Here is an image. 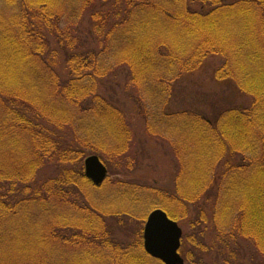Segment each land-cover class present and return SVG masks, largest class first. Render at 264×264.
<instances>
[{"label":"trees","instance_id":"1","mask_svg":"<svg viewBox=\"0 0 264 264\" xmlns=\"http://www.w3.org/2000/svg\"><path fill=\"white\" fill-rule=\"evenodd\" d=\"M211 57L249 104L169 113ZM131 115L181 133L171 187L84 176L91 155L132 168ZM145 207L188 221L184 264H264V0H0V264H162Z\"/></svg>","mask_w":264,"mask_h":264},{"label":"rangeland","instance_id":"2","mask_svg":"<svg viewBox=\"0 0 264 264\" xmlns=\"http://www.w3.org/2000/svg\"><path fill=\"white\" fill-rule=\"evenodd\" d=\"M220 62L221 60L218 57H211L209 59H206L198 69L185 74L181 77L180 80L174 82L171 85L173 96L168 104L169 107L167 111L169 113H174L179 110V107L183 105L189 104L191 106L192 103L196 102L197 99H202L205 97L212 99L216 98V96L220 97L221 101L233 104V106L248 105L250 102L249 98L240 94L237 89L230 84L229 81L217 80L214 78V72L219 66ZM130 119L133 124L137 123V130H134L135 128L133 130L135 131L137 138L140 140V142L135 147V150L133 151L136 159L133 160L132 168L127 170L125 172V175H122L123 173L118 174L117 169L113 170V173H117L116 175L108 173L107 170L106 178H110L111 180L114 179L115 176L118 178L121 177V179L125 180L131 178L145 184L154 185L155 183L159 186L168 184L171 187L173 183V176L176 170L175 167L179 163L176 156V153H179V151H175L174 149L178 148L179 146L178 143L181 138V133L172 130L170 135L176 137L178 139V143H170L168 140L165 141L159 137H156L155 135H151L152 137L147 136L146 132L144 131V126L142 125L143 120L141 121L137 116L131 115ZM104 189H102V192ZM100 192L101 190L97 191L96 193ZM208 207L211 208L210 203H207L206 207V212L209 215L210 210H208ZM154 209L160 208L154 207L149 210L145 207L140 210V212L142 211L141 214L143 216V219L140 222L139 226L142 231L147 215ZM175 222L178 224L179 228L182 231V237L179 247L180 250L182 243L185 245L183 237L191 233V228L188 224V221ZM208 233H210V230H208ZM208 244L210 243L208 242ZM189 245L190 244H187V247H189ZM210 245L211 250L214 251L216 246L214 245V247L212 248L213 243H211ZM182 254L183 251L181 252L180 250L179 255L181 256ZM52 256L54 257V254ZM202 258L203 264H205V262H209V258L208 260L206 257ZM58 259L59 258L57 257V260H55L56 263H58Z\"/></svg>","mask_w":264,"mask_h":264},{"label":"water","instance_id":"3","mask_svg":"<svg viewBox=\"0 0 264 264\" xmlns=\"http://www.w3.org/2000/svg\"><path fill=\"white\" fill-rule=\"evenodd\" d=\"M84 176L95 187L107 177V169L96 155L84 159ZM182 231L161 209H154L147 215L142 231L143 250L162 264H184L179 255Z\"/></svg>","mask_w":264,"mask_h":264}]
</instances>
